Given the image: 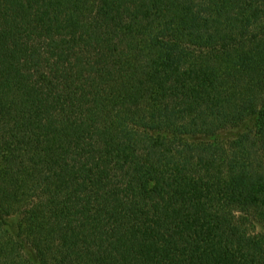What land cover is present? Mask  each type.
<instances>
[{
	"label": "trees",
	"instance_id": "trees-1",
	"mask_svg": "<svg viewBox=\"0 0 264 264\" xmlns=\"http://www.w3.org/2000/svg\"><path fill=\"white\" fill-rule=\"evenodd\" d=\"M0 264H264V0H0Z\"/></svg>",
	"mask_w": 264,
	"mask_h": 264
}]
</instances>
